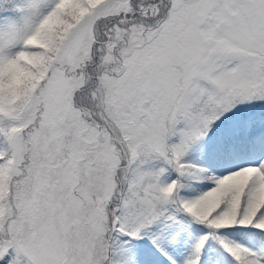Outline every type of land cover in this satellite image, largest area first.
I'll use <instances>...</instances> for the list:
<instances>
[{"label":"snow or ice","instance_id":"6c2138e0","mask_svg":"<svg viewBox=\"0 0 264 264\" xmlns=\"http://www.w3.org/2000/svg\"><path fill=\"white\" fill-rule=\"evenodd\" d=\"M160 258L264 264V0H0V264Z\"/></svg>","mask_w":264,"mask_h":264},{"label":"trees","instance_id":"16d2710c","mask_svg":"<svg viewBox=\"0 0 264 264\" xmlns=\"http://www.w3.org/2000/svg\"><path fill=\"white\" fill-rule=\"evenodd\" d=\"M196 234L192 233L190 236L187 237V239L184 241V247L188 248L190 247L192 244H194L196 242ZM156 264H162V258H160L159 260H157Z\"/></svg>","mask_w":264,"mask_h":264}]
</instances>
